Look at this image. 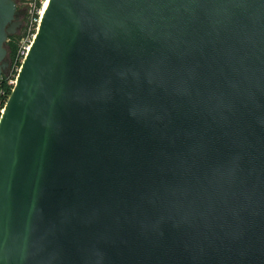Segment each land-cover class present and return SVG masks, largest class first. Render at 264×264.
I'll return each mask as SVG.
<instances>
[{"label": "water", "instance_id": "95a60500", "mask_svg": "<svg viewBox=\"0 0 264 264\" xmlns=\"http://www.w3.org/2000/svg\"><path fill=\"white\" fill-rule=\"evenodd\" d=\"M21 25L0 0V79ZM0 264H264V0H48L0 117Z\"/></svg>", "mask_w": 264, "mask_h": 264}, {"label": "trees", "instance_id": "16d2710c", "mask_svg": "<svg viewBox=\"0 0 264 264\" xmlns=\"http://www.w3.org/2000/svg\"><path fill=\"white\" fill-rule=\"evenodd\" d=\"M44 1L46 0H35L34 12L29 17L27 25L23 28V32H18L14 35H11L8 38V41L6 43V48L8 50V58L10 61V66H12L14 73L12 75L4 74V76L0 79V99L2 100V104H5V102H7L13 89V85L10 84V80L15 79L16 71L14 70V63L18 55V50L21 41L27 35L29 29H31V33L36 32V28L39 23L40 14L44 6Z\"/></svg>", "mask_w": 264, "mask_h": 264}, {"label": "built area", "instance_id": "2783aa9c", "mask_svg": "<svg viewBox=\"0 0 264 264\" xmlns=\"http://www.w3.org/2000/svg\"><path fill=\"white\" fill-rule=\"evenodd\" d=\"M37 28H36V32H37ZM36 32L31 33V29H29L27 35L21 41V44H20V47L18 50V55H17L16 61L14 63V70L16 71L15 79L10 80V84L13 85V88L16 84V79H17L18 73L20 72L22 63L24 62V60H25V58H26V56L30 50V47L32 45V42H33L34 37L36 35ZM5 105H6V102H5V104H2V100L0 99V117H1L2 113L4 112Z\"/></svg>", "mask_w": 264, "mask_h": 264}, {"label": "rangeland", "instance_id": "374dc122", "mask_svg": "<svg viewBox=\"0 0 264 264\" xmlns=\"http://www.w3.org/2000/svg\"><path fill=\"white\" fill-rule=\"evenodd\" d=\"M16 3L18 5V10L20 11V20L22 21V25L18 29V32H23V28L27 25L29 17L34 12L35 0H16ZM40 17H41V14H40ZM39 20H40V18H39ZM8 61H9V58H8ZM9 69L5 72L6 75H8V74L12 75L14 73L12 66H9Z\"/></svg>", "mask_w": 264, "mask_h": 264}, {"label": "bare ground", "instance_id": "6f19581e", "mask_svg": "<svg viewBox=\"0 0 264 264\" xmlns=\"http://www.w3.org/2000/svg\"><path fill=\"white\" fill-rule=\"evenodd\" d=\"M47 4H48V0L44 1V6H43V9L41 11V13L44 11V9L47 7Z\"/></svg>", "mask_w": 264, "mask_h": 264}]
</instances>
